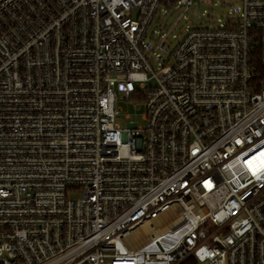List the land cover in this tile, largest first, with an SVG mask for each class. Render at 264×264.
I'll use <instances>...</instances> for the list:
<instances>
[{"label": "built area", "instance_id": "1", "mask_svg": "<svg viewBox=\"0 0 264 264\" xmlns=\"http://www.w3.org/2000/svg\"><path fill=\"white\" fill-rule=\"evenodd\" d=\"M199 2L0 0V264H264V0L148 61Z\"/></svg>", "mask_w": 264, "mask_h": 264}, {"label": "rangeland", "instance_id": "2", "mask_svg": "<svg viewBox=\"0 0 264 264\" xmlns=\"http://www.w3.org/2000/svg\"><path fill=\"white\" fill-rule=\"evenodd\" d=\"M239 4V0H200L184 14H182V10H160L148 29L145 39L147 43L151 44L152 48L148 59L151 67L154 69L171 63V53L186 31L216 28L219 25H224L227 18L234 14L233 7L239 6ZM163 39H165V47L168 51L166 53L160 49L153 51ZM161 55H163V58L158 59ZM117 106L121 108V115L116 121L120 127H124L127 121L125 118L127 117L143 127L144 106L142 102L136 100L127 102L119 98ZM79 197V191L70 194L72 199Z\"/></svg>", "mask_w": 264, "mask_h": 264}, {"label": "trees", "instance_id": "3", "mask_svg": "<svg viewBox=\"0 0 264 264\" xmlns=\"http://www.w3.org/2000/svg\"><path fill=\"white\" fill-rule=\"evenodd\" d=\"M254 69L257 71V72H261L262 68L260 66V63H259V57H258V52L255 51V54H254Z\"/></svg>", "mask_w": 264, "mask_h": 264}, {"label": "snow or ice", "instance_id": "4", "mask_svg": "<svg viewBox=\"0 0 264 264\" xmlns=\"http://www.w3.org/2000/svg\"><path fill=\"white\" fill-rule=\"evenodd\" d=\"M262 155H264V153H262Z\"/></svg>", "mask_w": 264, "mask_h": 264}, {"label": "water", "instance_id": "5", "mask_svg": "<svg viewBox=\"0 0 264 264\" xmlns=\"http://www.w3.org/2000/svg\"><path fill=\"white\" fill-rule=\"evenodd\" d=\"M235 10H236V8H235Z\"/></svg>", "mask_w": 264, "mask_h": 264}]
</instances>
